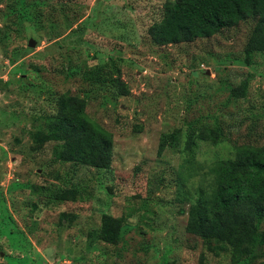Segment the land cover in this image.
<instances>
[{"label": "rangeland", "instance_id": "374dc122", "mask_svg": "<svg viewBox=\"0 0 264 264\" xmlns=\"http://www.w3.org/2000/svg\"><path fill=\"white\" fill-rule=\"evenodd\" d=\"M176 1L23 0L32 19L19 21L20 0H0V264H244L187 224L211 167L264 145V53L245 49L256 22L157 46L151 29ZM98 66L108 82H85ZM243 81L246 96L232 97ZM64 95L112 133L110 169L63 161L58 143L38 141ZM202 126L222 140L196 139L190 162ZM178 132L179 147L161 155L162 136ZM61 190L76 199L56 200ZM107 218L129 226L119 243L101 239ZM257 256L245 264L263 263L264 246Z\"/></svg>", "mask_w": 264, "mask_h": 264}, {"label": "trees", "instance_id": "16d2710c", "mask_svg": "<svg viewBox=\"0 0 264 264\" xmlns=\"http://www.w3.org/2000/svg\"><path fill=\"white\" fill-rule=\"evenodd\" d=\"M20 2L19 21H30L29 8L23 0ZM249 20L256 24L245 49L249 53H264V0H177L169 6L164 22L156 24L150 34L157 46L188 43L210 38ZM83 77L87 83L108 82L101 66L85 72ZM247 87V81H243L240 88L232 90V97L244 98ZM120 90L126 95L123 87ZM56 105L57 113L48 118L51 122L48 130L38 133V141L58 143L63 161L98 170L110 169L113 135L88 115L86 101L64 95ZM196 139L215 145L222 140V132L213 126H202L195 132L186 147L190 162L195 157ZM180 140L179 132L163 135L159 153L162 155L169 147L177 149ZM235 149V159L211 167L214 182L210 193L201 190L200 198L191 205L187 231L200 237L210 249L214 245L231 259L245 264L257 260L258 250L264 246V145H241ZM76 193L61 190L54 197L59 201L75 200ZM107 220L101 230L102 241L119 243L129 226L113 225L112 220Z\"/></svg>", "mask_w": 264, "mask_h": 264}, {"label": "water", "instance_id": "95a60500", "mask_svg": "<svg viewBox=\"0 0 264 264\" xmlns=\"http://www.w3.org/2000/svg\"><path fill=\"white\" fill-rule=\"evenodd\" d=\"M29 45H30L31 47H33V46L35 45V41H34V40H31Z\"/></svg>", "mask_w": 264, "mask_h": 264}, {"label": "built area", "instance_id": "2783aa9c", "mask_svg": "<svg viewBox=\"0 0 264 264\" xmlns=\"http://www.w3.org/2000/svg\"><path fill=\"white\" fill-rule=\"evenodd\" d=\"M56 262H57V264H61V263H62V262L59 263V261H56ZM66 262H67V261H66ZM63 263H65V262H63ZM55 264H56V263H55ZM69 264H70V262H69Z\"/></svg>", "mask_w": 264, "mask_h": 264}]
</instances>
